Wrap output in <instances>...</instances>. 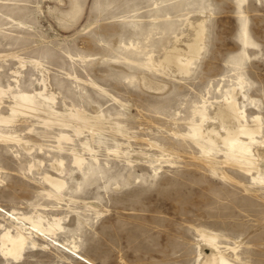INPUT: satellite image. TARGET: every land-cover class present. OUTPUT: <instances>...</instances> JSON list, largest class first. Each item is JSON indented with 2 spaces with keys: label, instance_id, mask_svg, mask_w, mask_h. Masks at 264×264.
<instances>
[{
  "label": "rangeland",
  "instance_id": "1",
  "mask_svg": "<svg viewBox=\"0 0 264 264\" xmlns=\"http://www.w3.org/2000/svg\"><path fill=\"white\" fill-rule=\"evenodd\" d=\"M3 2L0 53L27 63L0 61V127L33 147L0 142V204L61 217L64 229L35 236L39 245L17 262L0 255V264H87L78 253L95 264H201L211 239L221 250L237 246L226 250L236 264H264V183L223 163L225 148L209 146L210 158L194 140L202 125L225 132L216 112L234 86L248 118L261 117L264 138V0ZM202 21L190 71L162 64L173 46L186 51ZM45 78L57 105L37 94ZM23 91L48 111L3 124ZM75 107L95 133L55 120ZM59 143L63 153L51 147ZM47 174L66 180L61 193Z\"/></svg>",
  "mask_w": 264,
  "mask_h": 264
},
{
  "label": "bare ground",
  "instance_id": "2",
  "mask_svg": "<svg viewBox=\"0 0 264 264\" xmlns=\"http://www.w3.org/2000/svg\"><path fill=\"white\" fill-rule=\"evenodd\" d=\"M0 3H4L3 0H0ZM195 30L194 34H196V38L194 42L187 43L186 51L181 50L176 47L177 45H175L172 49L166 52L161 60V63L167 68L177 71L178 73L184 74L190 71L192 63L191 59L199 53L201 48L199 45H201L202 41L204 22H199L197 27H195ZM11 55L15 56L14 54L0 53V61ZM15 57L20 60L21 67L26 65L27 59L24 57ZM35 63L43 65L40 61H35ZM1 67L2 66L0 65V69ZM14 73L17 77L20 74V71L16 69ZM47 80L48 79L46 78L44 79L43 88L42 90L37 91V94L42 98L44 103L49 102L50 106L57 105V95L54 92L49 91ZM143 81L149 82L147 78H144ZM0 89L2 88L0 87ZM237 94V87L234 86L227 89L223 97L224 105L220 106L216 112V117L221 120L220 124L225 132L217 129L215 126L206 128L202 125L194 131V136H196L194 137V140L199 146H201L203 149L202 151L206 152L210 158L212 153L209 146L215 148H225L228 153L223 163L229 164L233 168H239L245 174L256 171V175L253 176V180L258 184L264 183V138L261 136L263 131V122H261L262 120L259 115L251 119L248 118L246 111L243 109V105L237 97H235ZM35 97L36 96L33 93L23 91L21 104L19 107L12 108L13 110L10 111L12 114L10 121L5 120V123L3 124L8 125L7 123L11 122L10 125L17 126L19 124L16 119L18 116L32 117L36 114L46 113L48 109H46L43 104L42 106L36 103ZM4 102V94L3 91L0 90V108ZM72 110L74 111H71L70 116H60L55 120L62 125H71L72 123H76V125H78L77 129H80L83 124L86 125L88 129H91L92 133L97 131L98 126L90 123L89 118L84 116L79 108L75 107ZM52 112L56 113L57 111L52 110ZM203 118L202 123L208 117L204 116ZM56 138L58 142H62L66 139V136L63 131L57 130ZM203 140H205L204 142L208 145L205 144ZM8 141H13L19 145H25L29 151H31L30 149L33 147V145L31 146L30 144L32 140L20 138L17 134L5 133L4 129L0 127V142ZM51 147L54 152L63 153L65 151V148L61 143L56 146L51 145ZM81 155L80 151H73V156L76 157V161L80 165L84 163ZM63 165V159L55 160L52 163V166L59 171ZM222 176L227 179L233 178L226 173ZM45 180L55 189V191L60 193L67 185L64 178L53 176L51 174H47L45 176ZM0 211V215L3 216V219L9 220V225L0 222V255L8 261L17 262L23 257L24 252L26 251L25 249L35 246L37 247L39 243L35 236H42L45 240L49 239V237L50 239H54L53 235L58 234L64 229L61 217H53V221H50L44 218L41 213L31 215L8 211L2 207L1 204ZM2 212L5 215L2 214ZM48 228L50 230H48ZM53 242H56L55 244L57 245L58 241L53 240ZM208 242L212 245V251L204 254L205 257L201 261V264H236L229 258L228 255H226V250L232 249L234 252H237V246H227L225 249L221 250L219 247L222 246L216 245L217 243L215 242V239H211ZM58 244L60 243L58 242ZM76 247L77 245L73 244L71 249L78 253ZM77 255L79 260H82L87 264H95L92 260L79 253ZM237 257L238 256H236V258Z\"/></svg>",
  "mask_w": 264,
  "mask_h": 264
}]
</instances>
